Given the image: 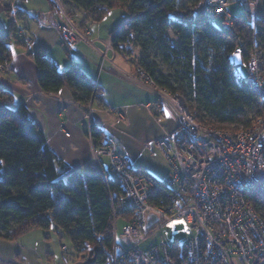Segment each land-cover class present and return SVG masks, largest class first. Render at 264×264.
<instances>
[{"label":"trees","instance_id":"16d2710c","mask_svg":"<svg viewBox=\"0 0 264 264\" xmlns=\"http://www.w3.org/2000/svg\"><path fill=\"white\" fill-rule=\"evenodd\" d=\"M61 2L73 8V17L81 20L79 28L84 33H89L87 23L101 22L117 7L128 9L129 16L113 32L114 53L129 58L132 49L138 48L137 72H146L157 88L172 95L193 97L199 108L188 107L201 122L209 119L204 111L220 124L251 128L254 120L249 119L248 110L259 117L264 114V102L246 82L238 81L231 63L236 51L247 62L255 47L264 50V19L250 14L234 17L235 28L230 33L222 20L218 26L205 17L204 0ZM12 33L0 34V64L9 65L14 46L20 44ZM201 47L207 49V56ZM152 48L173 69L172 74H165L150 60ZM33 59L46 94L58 95L67 87L86 113L102 98L101 88L78 67L61 73L48 56L36 54ZM11 100L10 92L0 90V238L15 240L32 229H54L70 238L76 261L87 254L93 263L110 264L114 254L111 197L117 199L122 186L111 174L106 182L98 171L62 178L69 168L51 151L44 130L28 108H11ZM104 137V131L93 123L94 143L101 145ZM130 216V212L120 215L122 219ZM177 248L184 253L185 244ZM117 264L130 261L121 257Z\"/></svg>","mask_w":264,"mask_h":264},{"label":"built area","instance_id":"2783aa9c","mask_svg":"<svg viewBox=\"0 0 264 264\" xmlns=\"http://www.w3.org/2000/svg\"><path fill=\"white\" fill-rule=\"evenodd\" d=\"M236 1L258 19L256 0ZM55 2L64 19L60 27L62 42L73 48L77 39H82L98 50L96 41L88 39L89 33L78 29L68 16L61 0ZM229 2L204 0V10L209 21L222 20L224 29L232 33L236 19L227 11ZM17 14V9L11 11L14 18ZM111 41L107 50L113 51ZM231 63L238 81L246 82L264 102V50L255 47L247 62L243 53L236 51ZM8 66L0 64V70ZM133 79L176 107L178 126L157 141L169 166L168 174L157 179L131 169L109 137L96 145L92 138V110L87 113L99 173L107 182V172L99 160L102 156L108 160L109 173L123 189L117 199L111 197L114 254L110 264H117L121 257L130 264H264V115L251 128L228 132L201 122L182 97L157 88L146 72L138 71ZM129 212L130 218L120 217ZM151 215L156 220L148 227ZM175 220L186 221L194 230L184 253L175 254L163 241L146 245ZM121 221L123 244L118 242ZM63 250L68 252L66 246Z\"/></svg>","mask_w":264,"mask_h":264},{"label":"crops","instance_id":"0c3cea01","mask_svg":"<svg viewBox=\"0 0 264 264\" xmlns=\"http://www.w3.org/2000/svg\"><path fill=\"white\" fill-rule=\"evenodd\" d=\"M255 3L258 17L264 19V0ZM229 6L227 11L233 17ZM13 9L18 10L15 19L11 17ZM63 23L52 0H0V34L10 35L13 31L20 41L13 48L8 68L0 70V90L12 94L11 108L26 106L42 127L49 148L69 168L62 178L75 172H95L98 169L87 113L67 87L58 95L43 92L33 56H48L61 73L78 67L102 90V98L91 105L93 123L114 142L117 153L124 156L131 169L151 174L147 165L140 164L141 157L161 152L157 141L178 126L176 107L136 82L131 63L107 50L117 27L95 35L86 26L89 34H94L96 50L82 39H77L73 48L64 44L60 32ZM59 242L60 234L54 229H32L15 240L0 238V264H78L72 248L66 246L65 252V245Z\"/></svg>","mask_w":264,"mask_h":264},{"label":"rangeland","instance_id":"374dc122","mask_svg":"<svg viewBox=\"0 0 264 264\" xmlns=\"http://www.w3.org/2000/svg\"><path fill=\"white\" fill-rule=\"evenodd\" d=\"M62 5H63V9L66 11L68 16L73 20V22L76 24L78 29H80L79 27H80V21L81 20L80 19L76 20L75 17H73V13L75 12L73 10V8L70 6L68 7L64 4H62ZM229 5H230L229 10L232 11V14L234 15L233 17H239V16H246L247 17L248 16L249 13L246 12L244 7H242L240 4L235 2V0H231ZM129 14H130V12L128 11V9H126L122 6L117 7L115 9H113L110 12V14L101 22H89V23H87V25H88L89 30L93 31L95 35L100 33V32L107 33L106 32L107 30H109V29L114 30L116 27H118L129 16ZM11 17L13 19H15L12 15H11ZM216 22H217L216 24L218 26L221 25V21L217 20ZM234 25L235 24H233V27H232L233 30L235 28ZM94 34H92V35L89 34L88 39L91 41H95V40H93ZM111 40H112V38L109 41H111ZM200 50L205 56L208 55V51L206 48L201 47ZM131 52L133 53L131 55V57L125 58V60H127L128 62L131 63V66L133 68L132 75L135 76L137 73L136 62L140 58V50L135 47L132 49ZM149 55H150V60L153 62H156L159 65V68L161 71H163L165 74H172L173 73V69L169 65L163 63L162 59L160 58L159 52L155 48L150 49ZM242 72L244 75L247 74L246 69H243ZM180 93H181V91H180ZM188 93H190V91H188ZM181 96L182 97L184 96L183 98L185 99L186 104H188V106L190 108L191 107L194 109L199 108L197 101H195L193 99V97H191L190 95H186V94H182ZM90 110H92V112H93L92 106L89 107L88 112ZM193 114L195 115V113H193ZM203 114L209 118L208 120L203 119L202 120L203 123L209 124L212 126H216L220 129L226 130L228 132L236 131V130H239L241 128H245L242 125H234V124H228V123L220 124L216 119L210 117L208 115V113H205L203 111ZM248 116H249V119L254 120V124L257 122V120H259L262 117V116L259 117V116L255 115L250 110H248ZM197 117H198V115H197ZM99 160L102 163V165L104 166V169L109 176L110 173H109L108 161L102 156H99ZM140 161H141L140 162L141 165L145 164V165H147V168L149 167L148 172H150L152 175H154V177H156L157 179H163L169 172L168 162L166 161L164 155L159 151L156 152L155 154L151 153V152H149L148 154L146 153L145 155H143L141 157ZM95 165H96V163H95ZM97 169H98V167H97ZM98 172H99V169H98ZM14 226H15V223H14ZM122 227H123V222L121 221V222H119V227H118V242L120 244H123V242H124V234H123ZM59 234H60V242L59 243L61 245L67 246L69 248V250H71L72 245H71L70 238L66 234H64L63 232H59ZM193 236H194V230H193L191 225H189L184 220H175V221H172V222L168 223L167 225H165L160 230V232L155 234L148 241V243L146 245H148L150 243H157L158 244V243L163 241V242H166L167 244H169L170 247L175 250V252H176L175 254H178L181 251L179 250L180 248L179 249L177 248L178 249L177 250L176 247L177 246H184V244H187ZM88 259H89V255L84 254L82 256L81 260H79V262L89 261Z\"/></svg>","mask_w":264,"mask_h":264},{"label":"water","instance_id":"95a60500","mask_svg":"<svg viewBox=\"0 0 264 264\" xmlns=\"http://www.w3.org/2000/svg\"><path fill=\"white\" fill-rule=\"evenodd\" d=\"M156 218L154 215H151L149 217V224H148V227H150L154 222H155Z\"/></svg>","mask_w":264,"mask_h":264}]
</instances>
